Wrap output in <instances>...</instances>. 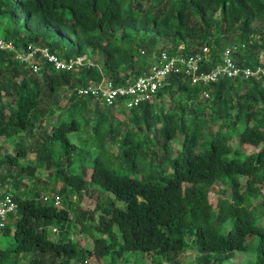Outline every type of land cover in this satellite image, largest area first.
<instances>
[{"label": "trees", "instance_id": "1", "mask_svg": "<svg viewBox=\"0 0 264 264\" xmlns=\"http://www.w3.org/2000/svg\"><path fill=\"white\" fill-rule=\"evenodd\" d=\"M0 38L47 47L64 60L87 57L74 72L44 63L34 73L0 52V187L18 204L0 229L12 242L0 246V264H88L91 254L115 264L126 253L183 264L190 246L201 254L197 264H264V201L255 203L264 188V79L193 85L172 76L154 102L131 110L143 108L144 122L134 115L136 127L106 131L92 115L105 104L76 91L104 78L123 85L158 50L191 55L209 46L213 68L234 47L240 66L264 67V0H0ZM167 95L179 96L171 111ZM141 123L147 131L162 125V156ZM84 131L82 146L72 141ZM92 189L110 193L111 203L84 208ZM43 194L59 195L62 207L44 203ZM60 226L91 236L93 251ZM238 253L252 255L236 263Z\"/></svg>", "mask_w": 264, "mask_h": 264}, {"label": "built area", "instance_id": "2", "mask_svg": "<svg viewBox=\"0 0 264 264\" xmlns=\"http://www.w3.org/2000/svg\"><path fill=\"white\" fill-rule=\"evenodd\" d=\"M0 52L13 55L14 60L34 73H39L44 63L51 65L55 71L74 72L87 62V57L64 60L47 47L34 44L17 47L12 40L3 38H0ZM236 56L235 48L228 47L222 53L221 63L211 68L209 64L215 59L209 46L201 47L191 55H172L158 50L154 54L152 65L141 76L128 78L120 86L104 78L99 83L77 88L76 91L82 97L94 96L108 107L132 110L145 103L154 102L158 93L170 85L171 77L176 75L188 78L193 85H211L222 79L239 77L264 79V67L252 69L249 66H240L235 60ZM204 97L208 99L209 93H204ZM41 199L46 204L53 203L56 208L62 207V198L59 195L43 194ZM17 211L18 204L10 194L0 196V229L6 227L9 216ZM54 231L58 232V229Z\"/></svg>", "mask_w": 264, "mask_h": 264}, {"label": "rangeland", "instance_id": "3", "mask_svg": "<svg viewBox=\"0 0 264 264\" xmlns=\"http://www.w3.org/2000/svg\"><path fill=\"white\" fill-rule=\"evenodd\" d=\"M59 97L62 100L61 105L64 106L66 104L65 98L63 96H59ZM178 97L179 96H177L175 99H173L169 95H167L165 97V100H166L165 101V105H166L165 108L167 110L171 111L174 107H178L177 106L178 100H179ZM97 109L98 110H96L94 112V114H92V115L94 116V119L96 122L97 121L104 122L105 131L107 129H109L110 126H113L114 128H117L119 126L134 127L135 123L130 122L132 116H134V115L139 117L140 122L145 121V118L143 117L144 116L143 108L139 109L138 111H135V114L133 112H131V110H125L122 108H116L115 109L114 107H107L105 105H100V107H98ZM178 112L180 113L179 109H178ZM157 113H159V109H158ZM84 121L85 120L81 119L82 124L84 123ZM187 121H189L188 117H187ZM141 125L144 129V132L140 131V133L143 136H145V135L150 136V140H151L150 144L152 145L151 147L158 149V152L160 153L159 155L162 156L163 154H162L161 146H162V144L165 143V140H164L163 136L161 135V131H160V129L162 128V125L161 124L156 125L152 131H147L146 126H144L145 125L144 123H141ZM121 129H122V131L124 130V128H121ZM123 132H125V131H123ZM86 133H87L86 131H84L83 133H74L71 135V139H72V141H74L78 145L82 146V144L85 142V140L88 139V137L86 136ZM181 141H182V137L181 136L177 137V139L170 144V147H172L173 150L178 149L181 145ZM231 143L235 148H237L239 146V142H238L237 138H234L231 141ZM109 147H111L112 151H114V152L117 151L116 146H114V145L110 146L109 145ZM244 150H246V152H254L255 151V149L253 147H245ZM91 155H93L92 158L96 157V154H93V152ZM91 173H92V171H91L90 167L88 166L87 174L91 175ZM131 175L134 176V174H131ZM136 177H140V176L137 175ZM44 179H45V181L49 182L48 183L49 185H51L50 183H54V179L52 176H50L49 172L44 173ZM26 184L30 188V184L28 181ZM60 186H61V183L58 184L57 187L60 188ZM219 188H215V190L213 191L212 199H213L215 204H217V201H218V196L216 195L215 192ZM5 191H6V188H1L0 195H2ZM262 193H263V196L261 198H259V200H257L255 203L258 204V203H262L264 201V188L262 190ZM112 198H113V196H111L110 193L103 194L101 191H97V190L92 189L85 195V197L82 201V206L88 210H94V209H96V207L99 203L104 204V205H108L109 203H111ZM263 223H264V220H263ZM59 229H60V233H63L65 235V237L72 236L71 238L76 239L78 241V243L80 244V246L84 250L89 251V252L93 251L94 240L88 234H85L79 230L71 233V229H70V230H68L70 232H68L69 234L67 235V233L65 232V228H62L60 226ZM48 236L50 238L56 240L59 235L58 234H52L50 231L48 233ZM249 240H251V238ZM10 243H12L10 241V239L4 238V237L0 238V246L1 247H8ZM251 255L252 254H249V253H247V254L238 253V255L235 259V262L240 263V262L249 260L251 258ZM199 256H201V254L197 250H195L193 248V246H190L186 252H184L183 254H181L179 256V260L182 261L183 264H197V260H198ZM106 258H105V260L100 259V258L96 257L94 254H91V256L87 257L86 259L88 260V264H111V262H112L111 259L108 257H106ZM114 262H115V264H156V262H154V260H152V258L149 255H145V254L143 255L140 253H135L133 255H132V253H126L125 256L123 257V260L121 258H119V259L115 258ZM78 264H82V262L79 261ZM163 264H170V263H169V261H164ZM223 264H232V262H225Z\"/></svg>", "mask_w": 264, "mask_h": 264}]
</instances>
